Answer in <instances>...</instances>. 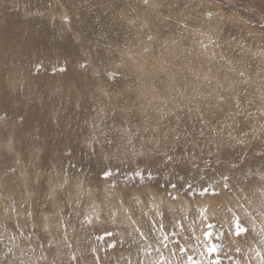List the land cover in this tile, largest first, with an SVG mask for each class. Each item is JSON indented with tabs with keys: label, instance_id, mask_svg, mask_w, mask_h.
Listing matches in <instances>:
<instances>
[{
	"label": "rangeland",
	"instance_id": "obj_1",
	"mask_svg": "<svg viewBox=\"0 0 264 264\" xmlns=\"http://www.w3.org/2000/svg\"><path fill=\"white\" fill-rule=\"evenodd\" d=\"M17 1L0 264H264V0Z\"/></svg>",
	"mask_w": 264,
	"mask_h": 264
},
{
	"label": "bare ground",
	"instance_id": "obj_2",
	"mask_svg": "<svg viewBox=\"0 0 264 264\" xmlns=\"http://www.w3.org/2000/svg\"><path fill=\"white\" fill-rule=\"evenodd\" d=\"M9 0H0V40L3 43L4 40H6V44L3 46L5 48V53L3 54V56L1 57V62L4 63L7 61V64L10 63V57H14L17 65L19 66V68L21 69H28L30 71H32L34 69V64L36 63V58L35 56L33 57H29L26 56L25 54H23V42L27 41V45H26V49L28 51H33L36 47H38L39 42L41 38L38 39V37L35 34H30V32L28 31H23V26L18 25V22L13 23L12 19L10 16H14L13 14H15V12L12 13H6L7 10H9L8 8L5 7V4L8 3ZM15 1V0H14ZM178 1V0H177ZM19 3V5H21V3H23L22 8L25 5H31L32 7H34V9L36 8H42V6L45 4V6H50V9L55 12L54 14H58V10L59 9V5H61L62 9H64V13L60 14V19L63 20L66 24L72 22L73 20L77 19L75 18V8L76 6L79 4L78 0H44V3H41L40 0H18L17 1ZM16 2V3H17ZM83 3V7L85 10H87L90 6L86 3V1H82ZM191 2V1H190ZM15 4V3H14ZM199 4V3H198ZM256 4V3H255ZM16 5V4H15ZM29 5V6H30ZM182 5V4H181ZM192 5V4H191ZM17 6V5H16ZM46 6V7H47ZM195 6V5H194ZM199 10H206L205 6L201 5H197ZM9 7V6H8ZM26 7V6H25ZM28 7V6H27ZM177 7V6H176ZM183 7V6H182ZM181 7V8H182ZM192 7V6H191ZM15 8V7H14ZM19 8V7H18ZM43 8H45L43 6ZM94 8V7H93ZM193 8V7H192ZM197 8V7H194ZM212 8V7H211ZM17 9V8H16ZM25 9V8H24ZM23 9V10H24ZM29 9V8H28ZM47 9V8H46ZM45 9V10H46ZM65 9L67 11H65ZM42 11V10H41ZM47 11V10H46ZM50 11V10H49ZM93 11V10H92ZM99 11V10H98ZM213 11V10H212ZM45 12V11H44ZM28 13V12H27ZM26 13V14H27ZM29 13H31V11L29 10ZM52 13V12H51ZM89 13V12H88ZM90 14V13H89ZM215 14V13H214ZM51 15V14H50ZM15 16H19V13H16ZM54 16V15H53ZM58 16V15H56ZM81 16V22L79 23L78 21L75 22V27L76 29H78L79 24H84L85 23H89L90 20L87 18V16L84 13L80 14ZM224 20V19H223ZM242 20V19H241ZM108 22V21H107ZM229 22V21H228ZM226 22V23H228ZM4 23H7L10 25V28L7 29V27L5 26ZM108 24V23H107ZM237 25V24H236ZM224 26V25H223ZM231 27V25H229ZM239 29V28H238ZM68 30H70V28H68ZM72 31V30H71ZM78 31L83 32L84 36H86V33L84 32V29H78ZM73 32V31H72ZM100 32V31H99ZM106 34V33H105ZM109 35V34H108ZM30 36V37H27ZM110 36V35H109ZM87 37V36H86ZM107 39V38H106ZM110 39V38H109ZM108 39V40H109ZM103 40V39H102ZM223 40V39H222ZM43 52V51H42ZM228 52V51H227ZM243 54V53H242ZM1 55V54H0ZM79 58V57H78ZM104 64V63H103ZM157 65V64H156ZM103 66V65H102ZM154 67V66H152ZM8 68V67H7ZM108 68V67H107ZM14 84V83H13ZM2 82H1V78H0V90H2ZM6 95L5 92H0V98L4 101H7L4 96ZM13 95V94H12ZM0 103H2L0 101ZM7 103V102H5ZM8 115H12V114H8ZM17 115V114H16ZM20 116V115H19ZM18 117V116H17ZM22 117V116H21ZM34 117V116H33ZM30 118V117H29ZM15 119V118H13ZM45 119V118H44ZM25 120V119H24ZM28 122V118L26 119ZM30 120H32L30 118ZM29 120V121H30ZM34 121V120H33ZM43 121V120H42ZM32 122V121H31ZM31 122H29L31 124ZM27 124V123H26ZM26 126V125H25ZM30 127V126H27ZM31 128V127H30ZM28 129V128H27ZM45 129V128H44ZM35 131V130H34ZM44 132V131H43ZM50 132V131H49ZM44 134V133H43ZM50 134V133H49ZM46 134H44L43 137H45ZM51 135V134H50ZM47 136V135H46ZM61 136V135H60ZM46 138V137H45ZM20 140V138H19ZM13 143V142H12ZM24 143V142H23ZM57 144V142H56ZM58 145V144H57ZM14 146V144H13ZM59 147V146H58ZM11 148V147H10ZM9 148V149H10ZM22 150V149H21ZM63 150V149H62ZM25 151V150H24ZM26 156V155H25ZM25 159V157H24ZM60 161V160H59ZM1 162V161H0ZM3 164V162H1ZM75 163V162H74ZM6 164V161L5 163ZM2 166V165H1ZM9 165H7L8 167ZM7 178V177H5ZM11 180H12V176H11ZM9 181V180H8ZM63 181V180H62ZM67 181V180H65ZM11 184L12 182L9 181ZM64 182V181H63ZM65 184V183H63ZM62 184V185H63ZM54 187V186H53ZM82 189V188H81ZM52 190V189H51ZM50 190V191H51ZM49 191V190H47ZM49 191V194H50ZM76 192V191H74ZM53 193V191H52ZM9 197V196H8ZM50 197V196H49ZM54 197V196H53ZM94 197V196H93ZM44 199V198H43ZM99 199V198H98ZM35 201V198H34ZM38 201V200H36ZM49 201V200H48ZM47 201V202H48ZM46 202V203H47ZM83 202V201H82ZM39 203V202H38ZM42 203V202H41ZM50 203V201H49ZM36 204V203H35ZM34 204V206H36ZM48 204V203H47ZM46 204V205H47ZM42 205V204H41ZM45 207V206H44ZM42 208V207H40ZM39 209V208H38ZM37 209V210H38ZM103 210V209H102ZM41 212V211H40ZM105 213V212H104ZM101 214V212H100ZM101 218V217H100ZM100 220V219H99ZM132 220V219H131ZM107 222V221H106Z\"/></svg>",
	"mask_w": 264,
	"mask_h": 264
},
{
	"label": "snow or ice",
	"instance_id": "obj_3",
	"mask_svg": "<svg viewBox=\"0 0 264 264\" xmlns=\"http://www.w3.org/2000/svg\"><path fill=\"white\" fill-rule=\"evenodd\" d=\"M109 175H110V173H109ZM105 178H107V177H105ZM237 226H239L240 227V225L238 224ZM243 231H246V229L245 230H243ZM239 234V233H238ZM206 235L209 237V238H211V232H208V233H206ZM214 251H216V246L215 245H212V247H210L209 248V252H214ZM217 264H219V261H217Z\"/></svg>",
	"mask_w": 264,
	"mask_h": 264
}]
</instances>
